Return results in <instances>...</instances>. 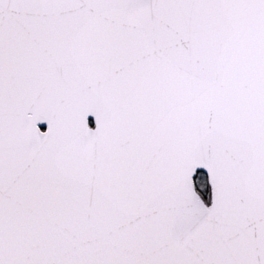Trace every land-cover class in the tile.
Here are the masks:
<instances>
[{
    "label": "snow or ice",
    "instance_id": "1",
    "mask_svg": "<svg viewBox=\"0 0 264 264\" xmlns=\"http://www.w3.org/2000/svg\"><path fill=\"white\" fill-rule=\"evenodd\" d=\"M0 264H264V0H0Z\"/></svg>",
    "mask_w": 264,
    "mask_h": 264
}]
</instances>
